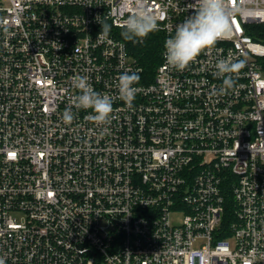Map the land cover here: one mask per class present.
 Returning a JSON list of instances; mask_svg holds the SVG:
<instances>
[{"label":"built area","instance_id":"built-area-1","mask_svg":"<svg viewBox=\"0 0 264 264\" xmlns=\"http://www.w3.org/2000/svg\"><path fill=\"white\" fill-rule=\"evenodd\" d=\"M194 3L0 0L6 264H264V42L249 34L264 0H226L228 34L176 71L165 40ZM139 7L163 34L150 82L118 35ZM97 19L112 24L107 38ZM220 59L244 67L213 94ZM126 71L140 76L131 107L116 88ZM76 75L112 96L110 124L76 109Z\"/></svg>","mask_w":264,"mask_h":264},{"label":"clouds","instance_id":"clouds-1","mask_svg":"<svg viewBox=\"0 0 264 264\" xmlns=\"http://www.w3.org/2000/svg\"><path fill=\"white\" fill-rule=\"evenodd\" d=\"M192 14L182 23L176 25L174 35L165 40V60L176 71H184L202 51L214 46L219 39L224 38L230 31V13L226 0H195L191 8ZM101 31L97 38H107L112 31V24L107 19L101 21ZM121 36L127 41H139L150 33L159 30L157 17L144 7L127 15L120 25ZM244 67L243 62H234L228 59H220L215 64L213 75L221 80L219 88L213 90V94L224 93L235 86L236 77ZM118 96L129 107L135 100L140 76L137 72H124L117 78ZM73 87L79 94L75 97L76 109L92 110V114L86 119L97 125H108L114 113L113 98L108 93L95 90L86 75L73 77ZM62 119L66 124H71L75 114L71 108L65 109ZM0 264H6L0 257ZM91 264V261L89 262Z\"/></svg>","mask_w":264,"mask_h":264},{"label":"trees","instance_id":"trees-1","mask_svg":"<svg viewBox=\"0 0 264 264\" xmlns=\"http://www.w3.org/2000/svg\"><path fill=\"white\" fill-rule=\"evenodd\" d=\"M121 31L118 35L121 36ZM253 39L264 42V23L254 24L249 31ZM130 52L136 57L138 64L142 67V78L145 82H150L155 74L156 68L161 62V50L163 45V34L161 31H154L146 38L139 41H127ZM264 70V59L262 60Z\"/></svg>","mask_w":264,"mask_h":264},{"label":"rangeland","instance_id":"rangeland-1","mask_svg":"<svg viewBox=\"0 0 264 264\" xmlns=\"http://www.w3.org/2000/svg\"><path fill=\"white\" fill-rule=\"evenodd\" d=\"M171 218H172V220H173L174 222H178V221H180V219H181V215H180V214H172V215H171Z\"/></svg>","mask_w":264,"mask_h":264}]
</instances>
